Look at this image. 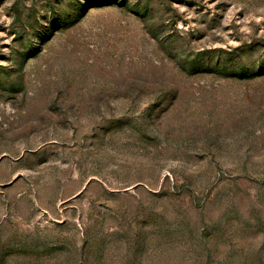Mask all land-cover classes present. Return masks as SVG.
<instances>
[{
	"label": "rangeland",
	"instance_id": "obj_1",
	"mask_svg": "<svg viewBox=\"0 0 264 264\" xmlns=\"http://www.w3.org/2000/svg\"><path fill=\"white\" fill-rule=\"evenodd\" d=\"M0 264H264V0H0Z\"/></svg>",
	"mask_w": 264,
	"mask_h": 264
}]
</instances>
